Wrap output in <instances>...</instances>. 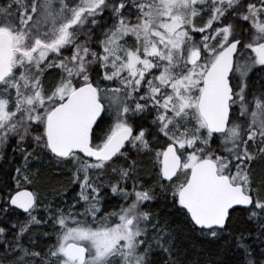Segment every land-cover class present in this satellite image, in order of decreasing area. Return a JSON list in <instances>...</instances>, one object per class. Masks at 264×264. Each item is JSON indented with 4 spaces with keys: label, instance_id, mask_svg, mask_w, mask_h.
Returning <instances> with one entry per match:
<instances>
[{
    "label": "snow or ice",
    "instance_id": "snow-or-ice-1",
    "mask_svg": "<svg viewBox=\"0 0 264 264\" xmlns=\"http://www.w3.org/2000/svg\"><path fill=\"white\" fill-rule=\"evenodd\" d=\"M9 148L0 264H264V0H0Z\"/></svg>",
    "mask_w": 264,
    "mask_h": 264
},
{
    "label": "trees",
    "instance_id": "trees-1",
    "mask_svg": "<svg viewBox=\"0 0 264 264\" xmlns=\"http://www.w3.org/2000/svg\"><path fill=\"white\" fill-rule=\"evenodd\" d=\"M49 79H52L49 76ZM14 157V158H13ZM6 160H10L11 164L5 162V160H0V181L6 182L7 185L10 186L9 190L14 191L15 189V181L11 177H14L15 173L13 171V166H20L23 164V160L21 158V154L19 152L13 153L11 148L7 151ZM32 170L39 168L45 174L53 177L54 179H59L60 182L67 183L69 173L65 171L61 177L57 178L54 174L58 171V168L63 167V165H58L55 159H51L48 157H42L40 160H32ZM5 187V183H0V189ZM28 189H32V186L29 185ZM20 190V189H19ZM176 223L180 226H183L184 221L181 217H176ZM0 226H4L0 223ZM191 243L196 244L198 247H203L205 249L211 248L213 251L217 248L218 245L223 244V240L217 242L216 244H209L208 241L203 240V238L193 235L191 237Z\"/></svg>",
    "mask_w": 264,
    "mask_h": 264
},
{
    "label": "rangeland",
    "instance_id": "rangeland-1",
    "mask_svg": "<svg viewBox=\"0 0 264 264\" xmlns=\"http://www.w3.org/2000/svg\"><path fill=\"white\" fill-rule=\"evenodd\" d=\"M29 167L32 169L33 168V166H32V163L29 165ZM29 187V185H21V189H23V188H28Z\"/></svg>",
    "mask_w": 264,
    "mask_h": 264
},
{
    "label": "bare ground",
    "instance_id": "bare-ground-1",
    "mask_svg": "<svg viewBox=\"0 0 264 264\" xmlns=\"http://www.w3.org/2000/svg\"><path fill=\"white\" fill-rule=\"evenodd\" d=\"M24 189H28V188H23V189H20V190H24ZM28 190H30V189H28Z\"/></svg>",
    "mask_w": 264,
    "mask_h": 264
},
{
    "label": "water",
    "instance_id": "water-1",
    "mask_svg": "<svg viewBox=\"0 0 264 264\" xmlns=\"http://www.w3.org/2000/svg\"><path fill=\"white\" fill-rule=\"evenodd\" d=\"M28 190V189H27Z\"/></svg>",
    "mask_w": 264,
    "mask_h": 264
}]
</instances>
